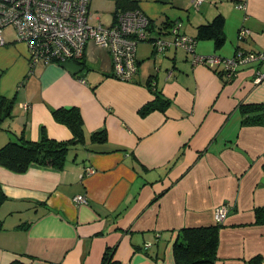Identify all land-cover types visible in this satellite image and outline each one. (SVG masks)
Returning a JSON list of instances; mask_svg holds the SVG:
<instances>
[{
  "label": "crops",
  "instance_id": "0c3cea01",
  "mask_svg": "<svg viewBox=\"0 0 264 264\" xmlns=\"http://www.w3.org/2000/svg\"><path fill=\"white\" fill-rule=\"evenodd\" d=\"M137 1L155 24L178 21L190 37L222 14L224 46L199 40L197 55L264 52V0H204L197 8L193 0ZM242 26L250 34L240 38ZM3 39L0 94L16 99L4 125L34 141L44 133L67 140L72 133L52 110L76 106L87 142L62 170L0 166V264H100L115 244L119 264H175L178 230L214 222L222 203L230 210L215 264H247L256 255L264 264V225L254 224V208L264 205V126L242 125L238 109L264 103V76L255 81L264 62L240 66L226 82L217 66L195 63L184 48L159 52L144 41L136 48L138 71L126 81L113 76L109 51L96 44L88 45L85 66L69 60L31 67L26 44ZM153 91L170 104L141 114ZM102 129L106 142L92 143L90 135ZM12 137L0 129V146ZM78 195L87 202L76 203Z\"/></svg>",
  "mask_w": 264,
  "mask_h": 264
},
{
  "label": "built area",
  "instance_id": "2783aa9c",
  "mask_svg": "<svg viewBox=\"0 0 264 264\" xmlns=\"http://www.w3.org/2000/svg\"><path fill=\"white\" fill-rule=\"evenodd\" d=\"M92 0H0V45L4 43L2 30L11 26L17 41L26 44L30 66L51 62L53 59L81 60L90 44L109 51L112 74L122 80L132 81L138 71L136 48L140 42L152 40L155 51L162 52L170 47H182L192 53L195 63L208 67L217 66L226 78L236 75L240 66L264 62V52L236 53L229 59L218 56H201L194 51L193 38L182 32L178 22L169 29L171 34L150 32V18L140 9L119 10L112 14L110 23L101 21L100 16L90 11ZM204 0H193L197 8ZM243 6V5H240ZM250 34L241 27L240 38ZM264 74L258 72L255 81ZM88 167L86 172L93 173ZM76 203H86L87 197L78 195ZM229 206L222 203L214 209V219L223 222Z\"/></svg>",
  "mask_w": 264,
  "mask_h": 264
},
{
  "label": "trees",
  "instance_id": "16d2710c",
  "mask_svg": "<svg viewBox=\"0 0 264 264\" xmlns=\"http://www.w3.org/2000/svg\"><path fill=\"white\" fill-rule=\"evenodd\" d=\"M114 5L112 14H115L119 10L139 9L137 0H114ZM176 22L178 21H165L158 25L150 19L147 29L150 32H160L164 35L171 34L169 29ZM224 26L225 18L220 13L215 15L211 21L199 24L196 29V35L192 37L194 43L199 40L211 39L214 42L215 49L220 50L226 41ZM152 40V38L149 39V42L152 43ZM250 52L260 54L259 51ZM83 59L74 61L85 66ZM51 62H62V60L55 58ZM259 63L262 62L260 61ZM219 73L225 78L226 82H230L235 77L234 75L231 78H226L224 73L221 71ZM153 92L155 99L140 110L141 114H145L152 109L164 110L170 104V100L160 97L157 91ZM15 103V98L0 94V129L8 133L10 132V134L12 133L13 136L0 146V166L15 173L26 172L32 164L62 170L66 164L68 154L76 151L80 145H86L87 141L84 136L83 119L78 107L65 106L52 110L54 119L70 129L72 133L71 138L59 140L50 138L44 133L39 140L34 141L29 139L23 131L15 133L8 126L4 125L6 120L13 118ZM238 109L242 125L264 126V103H240ZM106 140L107 135L105 129L96 131L90 135V141L92 143L102 144ZM262 169L264 171V153ZM157 198L158 195L153 200ZM4 199L5 197L0 191V203ZM254 224L264 225V205H259L254 208ZM223 226L224 221H214L198 225H184L181 227L172 244L175 264H215L216 260L219 259L220 230ZM115 246L116 244L106 247L100 264H119L118 260L113 257ZM247 264H263L262 256L256 255L252 257L247 261Z\"/></svg>",
  "mask_w": 264,
  "mask_h": 264
},
{
  "label": "rangeland",
  "instance_id": "374dc122",
  "mask_svg": "<svg viewBox=\"0 0 264 264\" xmlns=\"http://www.w3.org/2000/svg\"><path fill=\"white\" fill-rule=\"evenodd\" d=\"M114 0H92L90 3V11L100 16V19L104 23H110L112 19V12L114 11ZM3 37H15V32L11 26H6L2 30ZM143 45L138 46L139 51ZM97 50L99 48L97 47ZM180 50V53L181 54ZM193 56L192 53H189V57ZM191 59V58H190Z\"/></svg>",
  "mask_w": 264,
  "mask_h": 264
}]
</instances>
